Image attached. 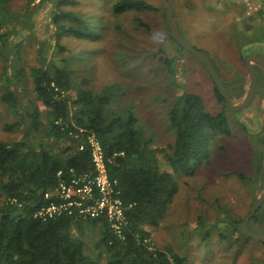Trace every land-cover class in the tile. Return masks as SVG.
<instances>
[{"label": "rangeland", "instance_id": "1", "mask_svg": "<svg viewBox=\"0 0 264 264\" xmlns=\"http://www.w3.org/2000/svg\"><path fill=\"white\" fill-rule=\"evenodd\" d=\"M116 1L9 0L8 10L17 17V30L11 39L19 43L20 64L27 75L23 95L35 97L29 77L34 65L43 59H64L63 64L85 86L97 92L107 85L116 87L108 117L131 109L143 136L150 140L149 147L165 148L175 141V130L168 118L174 100L185 91L200 95L207 110L226 114L232 133L209 139L203 162L193 175L177 174V193L160 225L150 228L152 245L185 255L188 264H264L263 242L251 239L241 246L221 240L218 235L227 226L225 221L218 223L224 211L242 222L258 188L260 192L264 190V178H259L261 169L258 175L256 170L261 154L264 158V70L253 63L258 75L255 94L247 107L233 111L217 99L213 80L199 59L171 39L165 20L167 0H146L156 9L121 14L112 9ZM59 4L62 5L58 7ZM56 8L65 11L67 26L82 20L98 37L78 38L67 32L59 39L63 51L55 52L56 26L52 16ZM174 8L182 36L209 55L232 101L240 103L250 80L246 59L250 55L264 59V39L243 46V58L233 38L231 20L238 21L242 29L253 30L261 19L264 23V0H239L237 4L235 0H175ZM138 17L148 28L136 21ZM261 29L263 33L264 26ZM166 59L170 60L169 65ZM9 76H13L11 69L0 58V93L8 85ZM241 88L243 94L238 96ZM0 110V140L22 138V128L5 129L6 123H13L18 117L1 100ZM158 157L161 167L171 170L164 156ZM256 215L252 230L264 235V202ZM201 216L213 228L206 240L200 232L207 226L197 225ZM90 230L85 239L87 252L98 237L96 228ZM92 253L99 256L96 251ZM97 259L96 264L106 262L105 254Z\"/></svg>", "mask_w": 264, "mask_h": 264}, {"label": "trees", "instance_id": "2", "mask_svg": "<svg viewBox=\"0 0 264 264\" xmlns=\"http://www.w3.org/2000/svg\"><path fill=\"white\" fill-rule=\"evenodd\" d=\"M8 3L9 0H0V58L6 60L13 76L6 78L8 85L0 93V100L18 117L13 123H6L5 129L22 128L23 136L15 141L0 140V264H96L97 258L104 254L105 264H188L185 255L170 248H155L150 228L160 225L174 199L177 174L193 175L203 162L209 139L231 135L226 114L210 112L200 95L185 91L168 112L169 123L175 130L174 143L166 148L149 147L150 140L143 136L131 109L108 117L107 109L116 87L107 85L97 92L85 86L61 58L49 62L43 59L32 67L29 77L35 97L26 98L23 90L27 75L20 64L19 43L11 39L17 30L14 25L17 17L8 10ZM112 9L121 14L154 10L156 6L146 0H118ZM56 10L52 16L56 26L55 52L63 51L59 39L67 32L78 38L98 37L82 20L67 26L65 11ZM209 11L213 13L211 7ZM136 21L148 28L139 17ZM231 21L233 38L244 58L243 46L264 39L261 29L264 23L261 19L259 26L249 30L250 27L242 29L238 21ZM167 29L174 40L168 25ZM165 63L169 65L170 60ZM213 84L217 99L228 106L214 81ZM242 94L243 88L238 96ZM1 116L0 110V119ZM89 134L101 143L108 176L125 207L123 237L114 233L104 214L82 217L72 209L47 218L35 216L42 206L58 200L56 196L47 198V191L61 181H68L73 173H94ZM158 154L164 156L171 170L161 167ZM263 161L261 154L257 175ZM224 213L218 218V223L227 224L225 231L218 233L221 240L242 246L253 239L242 230L241 218L229 211ZM256 214L257 211L248 222L251 229ZM202 224L207 227L200 235L206 240L213 228L201 216L197 225ZM90 227L96 228L98 237L87 252L85 239ZM93 251L98 253L97 258Z\"/></svg>", "mask_w": 264, "mask_h": 264}, {"label": "built area", "instance_id": "3", "mask_svg": "<svg viewBox=\"0 0 264 264\" xmlns=\"http://www.w3.org/2000/svg\"><path fill=\"white\" fill-rule=\"evenodd\" d=\"M94 163V173L72 174L68 181H61L47 191V198L56 196L58 200L42 206L35 216L42 218L59 215L76 209L82 217H98L104 214L119 237H123L126 223L125 207L115 194L114 182L108 176L100 141L93 134L87 135ZM61 171L59 172V174Z\"/></svg>", "mask_w": 264, "mask_h": 264}, {"label": "water", "instance_id": "4", "mask_svg": "<svg viewBox=\"0 0 264 264\" xmlns=\"http://www.w3.org/2000/svg\"><path fill=\"white\" fill-rule=\"evenodd\" d=\"M174 2H175V0H167V6H166V10H165V20H166V23L170 29L172 38L181 47L188 50L189 52L194 54L199 59V61L203 65V67L206 69V71L211 76L212 80L215 83V86L219 90L220 94L224 97L228 107L231 110L237 111V110H240V109L247 107L249 105V103L251 102L254 94H255L257 81H258L257 71H256L253 63L259 65L264 70V59L262 57L256 56V55H250L247 57L246 64H247V67L249 70V79H250L249 80V87H248L246 95L242 99V101L240 103H234L232 101L224 83L222 82L221 78L219 77V75L215 69V66H214L211 58L209 57V55L204 50L199 49L198 47H196V46L192 45L190 42H188L182 36L181 32L179 31L177 24L175 22V19H174V11H173L174 10ZM263 138H264V131H263ZM263 150H264V146H263ZM263 169H264V161H263V165H262V168L260 171L259 178H261V175L263 173ZM257 193H258L257 197H256L252 207L250 208L248 213H246V215L242 219L241 227H242V230L248 236H250L251 238H253L255 240L262 241L264 243V235L253 231L248 225L250 218L256 213V211L261 207L262 203L264 202V190L262 192H260V190L258 188Z\"/></svg>", "mask_w": 264, "mask_h": 264}]
</instances>
